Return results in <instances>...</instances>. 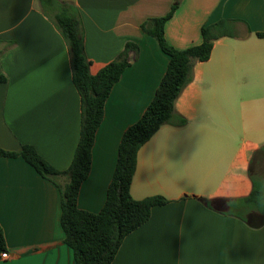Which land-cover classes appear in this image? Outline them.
Here are the masks:
<instances>
[{
	"label": "crops",
	"instance_id": "0c3cea01",
	"mask_svg": "<svg viewBox=\"0 0 264 264\" xmlns=\"http://www.w3.org/2000/svg\"><path fill=\"white\" fill-rule=\"evenodd\" d=\"M60 1L78 12L92 74L127 42L139 47L107 99L79 193V207L98 213L123 134L153 101L169 64L142 24L167 15L174 0ZM222 20L228 34L195 65L175 103L186 124L163 125L138 152L132 197L168 203L124 239L112 264H264V217L247 223L230 212L254 184L264 190V0H181L164 34L185 50ZM81 121L69 47L52 16L40 0H0V149L33 146L65 172ZM68 181L43 177L21 156H0V226L9 254L0 264H75L61 225L59 186Z\"/></svg>",
	"mask_w": 264,
	"mask_h": 264
},
{
	"label": "trees",
	"instance_id": "16d2710c",
	"mask_svg": "<svg viewBox=\"0 0 264 264\" xmlns=\"http://www.w3.org/2000/svg\"><path fill=\"white\" fill-rule=\"evenodd\" d=\"M180 1L174 0L167 15L148 19L142 24V30L154 37L161 50L169 57V64L153 101L142 117L124 132L106 203L100 212L92 213L79 207L80 189L91 171L93 147L104 118L107 99L126 68L137 59L139 47L133 42H127L124 50L113 61L97 74H92L76 8L60 0H40L44 12L52 16L69 47L73 83L82 100L80 140L71 166L65 172L54 169L29 145L24 146L20 152L0 149V156H21L47 179L54 180L59 175L68 177V183L59 186L61 225L65 243L73 251L75 264H112L124 239L150 219L155 206L168 203L162 196L142 200L132 197L131 185L137 168L138 152L163 125L186 124L187 121L176 113L175 103L186 86L193 81L195 65L209 60L215 40L228 34V22L222 20L203 28L202 44L185 50L175 49L165 38L164 26ZM205 202L210 206L209 201ZM230 212L247 223L256 217L263 218L264 190L254 184L252 194L239 199L236 206L231 205ZM2 252H7V247L0 226V253Z\"/></svg>",
	"mask_w": 264,
	"mask_h": 264
},
{
	"label": "built area",
	"instance_id": "2783aa9c",
	"mask_svg": "<svg viewBox=\"0 0 264 264\" xmlns=\"http://www.w3.org/2000/svg\"><path fill=\"white\" fill-rule=\"evenodd\" d=\"M0 258L8 259L9 258V254L7 252H2V253H0Z\"/></svg>",
	"mask_w": 264,
	"mask_h": 264
}]
</instances>
